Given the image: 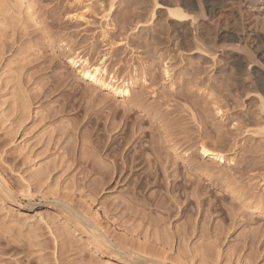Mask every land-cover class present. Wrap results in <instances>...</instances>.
Instances as JSON below:
<instances>
[{"label":"rangeland","instance_id":"rangeland-1","mask_svg":"<svg viewBox=\"0 0 264 264\" xmlns=\"http://www.w3.org/2000/svg\"><path fill=\"white\" fill-rule=\"evenodd\" d=\"M156 1L169 2L0 0V264H113L57 218L69 204L94 224L86 199L99 231L145 260L264 264L261 95L220 49L235 35L264 55V0H215L216 31L199 26L208 42L226 34L214 59ZM3 188L37 205L13 209Z\"/></svg>","mask_w":264,"mask_h":264},{"label":"bare ground","instance_id":"bare-ground-1","mask_svg":"<svg viewBox=\"0 0 264 264\" xmlns=\"http://www.w3.org/2000/svg\"><path fill=\"white\" fill-rule=\"evenodd\" d=\"M169 2H168L169 5L167 4L165 6L164 3L160 4V3H157L156 1L154 2L153 7H157V9H165L168 20H170L176 26L181 27L184 25L185 22H189L188 25L191 28V32L190 31L189 32L192 34V38H193L192 42L194 41L193 44L195 46L196 51H198V53L205 56L206 58L207 57L212 58V59L216 58L215 56H216L217 50L219 49L218 48L219 46L217 47L215 43L216 41L214 39L219 38V37L224 38L226 34H224V32L217 33V34L215 33L214 35L215 38L213 37L214 38L213 41L208 42L206 41V38H203V36L200 35L199 26L200 25L201 27L203 26V30L205 29L207 30L206 27H208L211 31L212 30L216 31V28L218 27V22L215 20L213 21V19L215 18V14L217 11L216 4L218 3H215L217 1L215 0H169ZM153 15H154V12L152 10L151 16ZM205 21L207 22V25L203 23ZM207 32L209 31L207 30ZM229 37L231 40L229 45L227 44V46L224 45V46H221L220 48L224 50L226 47H228L226 49H229V51H231L232 53L231 55L229 54L230 56L227 55L229 56L230 61H228L226 58H225L226 60L224 59L225 61H228L225 65L226 66L229 65L230 69H232L236 73H240V74L242 73L245 76L251 75V79L253 81L254 88H255L254 92L256 91L257 93H260L261 95L260 102H262L261 107L259 106L260 108V111H258L259 120L257 119L258 120L257 123L258 122L262 123L263 127L261 126L257 131L258 133L260 132L264 133V55L256 54L254 53L255 51L253 52L250 49H248L244 39L238 36H235V35H232ZM220 58L222 59V57ZM67 62L72 66L79 67L81 69L82 75L88 82L92 84H100L101 87H104L105 89L109 90L111 93H115L122 97H127L130 95V90L128 88V85L125 82H120L118 80L115 81L113 80V78L106 79L107 81H104L103 79L104 69L100 67V65L89 66L86 60L81 61L80 59H76L73 57H69L67 59ZM117 83L120 85H118ZM258 97H259V94H258ZM217 113H219V110ZM203 146L204 145L200 146L199 148L200 156L204 158L209 157L211 159H214L220 162L225 160V157L222 153L215 152L214 150L205 148ZM3 190H2V193L4 192L3 194H5L6 200L9 202V204L11 205L13 209L32 211L34 210L33 208L37 205L36 201H33V202L29 201V203L28 202L25 203L22 200H20L18 196L11 195L5 188H3ZM86 200L84 203L86 204L87 208L91 210L93 213L92 216L94 217V220H95L94 224H92L83 213H80L79 211L75 210L69 204L65 205L67 203L63 204L64 202L62 204L65 206H62V208L57 206L61 210L60 211L61 214H56L57 218L58 219L68 218L69 220H71L72 223L74 224L73 225L74 228L82 232L84 236L90 237V240L95 245L94 249L100 252L104 257L112 259L113 264H165V261H162L161 259H160L161 261H158L159 259L151 260L154 258V256L150 260H145L146 258L145 259L144 257L142 258V256H139L140 254L137 255L136 254L137 252L135 253L134 252L135 250L133 251L132 248L129 249V248L114 245V242L112 243L110 240H108L106 236L107 234L105 235L103 231L102 233L101 231H99L100 229H98V226L99 225L101 226L103 222L105 223V220L107 218L104 215H102L98 209L94 208V206L92 205L93 204L92 202L88 200L86 201ZM49 206L50 205L47 204V207ZM256 213H258L257 210L251 209V214L254 215ZM253 245H255L254 241H253ZM181 258H182L183 264H195L192 261H189L188 259H186L185 257H181Z\"/></svg>","mask_w":264,"mask_h":264}]
</instances>
